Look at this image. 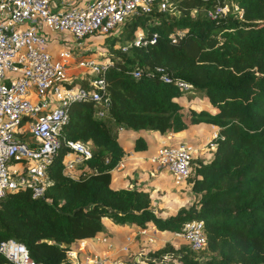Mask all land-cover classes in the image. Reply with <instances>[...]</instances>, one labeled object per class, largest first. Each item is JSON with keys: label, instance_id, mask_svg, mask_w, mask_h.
<instances>
[{"label": "trees", "instance_id": "obj_1", "mask_svg": "<svg viewBox=\"0 0 264 264\" xmlns=\"http://www.w3.org/2000/svg\"><path fill=\"white\" fill-rule=\"evenodd\" d=\"M170 2L167 10L132 14L105 34L110 53L101 56L112 61L103 75L107 108L98 116L90 100L68 103L60 146L44 169L43 195L33 199L29 188H20L0 199V241L21 242L35 262L63 264L72 245L106 231L103 219L141 229L151 224L169 234L200 220L202 249L165 245L148 253L146 262L264 264V0ZM220 7L225 10L209 16ZM137 32L155 33V41L122 51ZM177 82L189 87L180 89ZM66 84L88 85L84 77ZM189 90L201 93L215 111L183 112L176 98ZM198 123L215 126L217 134L208 160L189 161L188 207L162 217L151 207L148 190L110 186V172L124 155L119 128L164 134ZM68 140L86 143L91 152L70 175L62 172ZM145 149L144 139L136 137L132 150ZM5 262L0 254V264Z\"/></svg>", "mask_w": 264, "mask_h": 264}, {"label": "built area", "instance_id": "obj_2", "mask_svg": "<svg viewBox=\"0 0 264 264\" xmlns=\"http://www.w3.org/2000/svg\"><path fill=\"white\" fill-rule=\"evenodd\" d=\"M170 1L0 0V199L20 188H29L33 199L43 195L44 169L60 146L59 128L67 122L69 102L90 100L98 116H102L108 106L109 100L103 93V75L112 61L107 56L102 57V53H91L87 46L85 51L90 54L76 53L78 47L80 49L77 41L88 35L116 30L132 14L150 12L153 7L167 10ZM224 10L225 7L216 8L209 16ZM41 28L46 33L40 32ZM48 33L58 36L54 51L49 49ZM155 38V33L146 36L137 32L121 50L153 43ZM72 69L80 71L78 78L84 77L87 87L66 84L71 80L67 73ZM156 70L162 71L161 68ZM132 74L138 76L139 71L134 70ZM160 78L169 81L165 74ZM177 87L187 89L189 85L177 82ZM215 136L211 137L210 147H214ZM64 144L69 152L62 158V172L70 175L91 152L86 143L78 140ZM193 150L182 143L160 144L149 161L164 167L173 183L178 184L189 174ZM138 230V233L145 232V228ZM173 234L182 237L196 252L205 244L200 220L184 223L181 231ZM102 237L96 240L102 243L105 241ZM0 254L6 259L2 264H49L35 262L25 246L11 238L0 241ZM63 264L126 263L110 254H86L77 248V251L66 250Z\"/></svg>", "mask_w": 264, "mask_h": 264}, {"label": "rangeland", "instance_id": "obj_3", "mask_svg": "<svg viewBox=\"0 0 264 264\" xmlns=\"http://www.w3.org/2000/svg\"><path fill=\"white\" fill-rule=\"evenodd\" d=\"M107 37L109 36H106L105 34L85 36L83 39L77 41V44H79L80 49L78 47L76 53L78 51L82 54L83 53L90 54V52L95 54L110 53V49L108 46L109 43L106 39ZM119 45H120V41L114 43L115 48L119 47ZM86 46L88 47V50L90 52H87L88 50L85 51ZM67 74L71 75V76L68 75V78L71 77L72 80L79 77L80 71L72 69ZM191 93H193V90L185 91L182 93L181 97H183L184 99L185 98L188 99V97L191 96ZM180 102L183 104L182 105L183 112H186L187 109L189 108L187 107L188 102H185L184 100H180ZM201 137L202 136L195 138V141L190 143L191 145L194 146V148L198 146L201 147L198 150L200 151V153L192 152V157L197 156L201 160L206 161L210 157V156L208 157V154L210 153L211 151L210 149L212 148L209 145L211 138L208 137L206 139H203ZM119 141L124 147L127 146V144H125L121 138H119ZM154 153H155L154 149L150 150L146 155L143 156V160H145L149 155L151 157ZM145 166L146 163L143 164L144 168H138V171H133L127 174L125 173L124 175L122 174V172L127 171L128 169L125 166L124 168L122 167L120 171H117L114 176H117L118 174H119L118 177L122 176L125 178L126 176L127 180H121V182H119L118 179L117 182H119V184H127V182H133V183L139 182L143 188H146L150 192V199H151L150 205L153 208V210L162 217L167 215H172L176 212L177 209L181 207L186 208L192 203L193 196L189 189L190 186L185 180L181 181L178 184H174L170 173L167 172L165 173L161 171L154 164H150V165L148 164L147 167ZM153 169L156 170V173H158L159 176L155 177L154 175H151L149 173V171L150 170L152 171ZM138 172H141L143 174L141 175ZM75 173H77L76 167L71 172V174H75ZM155 179L158 180L155 181ZM129 187H133V185H129ZM124 231L126 233V235L124 236V240L122 239V236H120L121 239L118 242H120L119 249L121 251V259L125 261L126 264H148L146 262V258L148 259V255H147L148 253H151L159 248H162L165 245H170L175 249H177L182 245H186V241L182 237L177 235L175 236L173 233L169 234L166 232H160L158 230H155L151 224H148V226L145 227V232L143 233H138L139 230H131V229H124ZM102 238L105 239V241L103 242L101 241L102 243H108L107 238L105 236H103ZM88 246H89L88 243L81 240L76 242L74 245H72L70 249H74L77 251V248H79L81 252L83 251L86 254L97 252L92 250L90 246L88 248ZM103 253L109 255V253L107 252H103Z\"/></svg>", "mask_w": 264, "mask_h": 264}, {"label": "crops", "instance_id": "obj_4", "mask_svg": "<svg viewBox=\"0 0 264 264\" xmlns=\"http://www.w3.org/2000/svg\"><path fill=\"white\" fill-rule=\"evenodd\" d=\"M67 1H77V2H82L85 0H67ZM55 4V3H54ZM40 32H45L44 28L39 29ZM48 37L50 39V44H49V49L51 51H54L57 45V41H58V36L57 34H53V33H48ZM180 100H184L185 102H188L187 107L192 108L194 110H207L209 112H214L215 108H213L206 100V98L204 96L201 95V93L199 94V92H194L191 93V96L187 98H183L181 96H179L178 98H176V101L182 106L183 104L180 102ZM182 111H183V107H182ZM125 132V133H124ZM217 132V128L213 125H209V124H205V123H198V124H193V125H189L186 129L177 132V133H173V132H168V133H164V134H160L158 132L155 131H150V130H146V131H140V132H134L131 130H126V129H118L117 131V141L120 144V146L122 147V149L124 150V155L121 158V160L119 161V163L111 170V181H110V186L112 188H119V187H129V185H133L134 188H143L141 186V184L139 182L137 183H133V182H127V184H119V182H121V180H127L126 176L125 178L120 176H114L115 173L117 171H120V169L123 167H127V171L122 172V174L125 175V173H131L133 171H138V168H144L143 164L146 163V166H148V164H153L149 161V156H147V158L145 160H143V156L146 155L150 150L155 151L156 147L159 146L160 144H185V145H189L190 143L195 141V138L202 136L201 138L206 139L208 137H212L214 135H216ZM141 136L145 143H146V149L142 150V151H133L132 150V146H133V140L138 137ZM119 138L122 139V141L127 144L126 147H124L121 142L119 141ZM187 142V143H185ZM190 146L192 147L193 145L190 144ZM193 152H197L200 153V151H198L201 147H192ZM210 156V153L208 154V157ZM207 157V158H208ZM156 165V164H154ZM161 171L163 172H167L169 173L164 167L162 166H158L156 165ZM161 172V173H163ZM139 174H143L141 172H138ZM149 173L151 175H154L155 177L159 176L158 173H156V170H150ZM119 179V182H117ZM158 179H155V181ZM161 180V178H160ZM145 190H147L146 188H143ZM103 224L106 228L105 232H98L96 233L93 237L84 239L83 241H85L86 243L89 244V246L91 247L92 250L97 251V252H107L109 253L111 256L116 257V258H120L121 259V251L119 249V243L118 241H120L122 236V239L124 240V236L126 235L124 229H131V230H138V227H135L133 225H128V224H123V225H118V224H113L112 222H110L107 219H103ZM105 236L107 238L108 243H100L96 240L97 237H102ZM88 246V248H89ZM100 247V248H97ZM87 248V249H88Z\"/></svg>", "mask_w": 264, "mask_h": 264}]
</instances>
